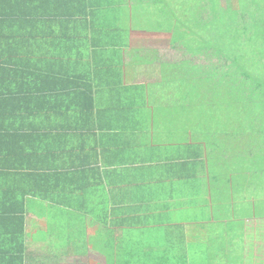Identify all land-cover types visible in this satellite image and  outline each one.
<instances>
[{
  "label": "trees",
  "instance_id": "16d2710c",
  "mask_svg": "<svg viewBox=\"0 0 264 264\" xmlns=\"http://www.w3.org/2000/svg\"><path fill=\"white\" fill-rule=\"evenodd\" d=\"M46 14L52 29L40 36ZM132 29L147 31V45L164 41L166 56L148 46L131 52ZM142 70L146 84H128ZM108 77L115 84L102 90ZM78 123L122 140L130 129L173 128L165 141L179 146V168L190 161L196 172L198 218L221 228L215 256L229 250L234 262L264 264V175L251 197L238 170L232 217L214 221L202 200L225 197L222 183L209 181L219 163L264 171V0H0V264L34 263L31 245L53 231L29 226L30 213L55 222L85 202L78 170L63 168L60 152L76 141ZM109 209L100 198L98 222L108 223ZM74 230L54 233L57 250L77 253L84 238Z\"/></svg>",
  "mask_w": 264,
  "mask_h": 264
},
{
  "label": "crops",
  "instance_id": "0c3cea01",
  "mask_svg": "<svg viewBox=\"0 0 264 264\" xmlns=\"http://www.w3.org/2000/svg\"><path fill=\"white\" fill-rule=\"evenodd\" d=\"M133 21L132 17V25ZM138 23L141 25L140 21ZM44 24L40 36L51 32L52 21L48 14L44 16ZM144 32L132 29L128 37L131 52L146 47L144 37L148 36ZM122 37L125 38V33ZM128 72L131 74V71ZM134 77L128 84H146L145 71L134 74ZM99 84L105 90L107 86L115 84V79L108 77L99 80ZM159 117L166 120L164 114ZM128 133V139L122 140L109 128L78 123L74 137L76 141L72 139L62 145L60 152L65 160L63 168H77V182L83 184V189L78 190H83L82 200L85 199V202L81 204V209L78 205L77 209H73L77 213L70 210V214H63L61 220L54 218L55 222L32 213L27 216L29 226L46 227L50 223L53 230L44 243L31 245L35 250V261L31 264H69V261L106 264V253L113 264H242L239 260L234 262L229 250L215 256L213 238L217 237L221 228L205 225L206 221L198 218L197 200L201 197L196 196V172L189 166L190 161L188 168L181 170L179 165L183 161L179 146L176 148L174 142L165 141L175 137L173 128L146 129L140 133L137 129H130ZM152 145L157 148H152ZM175 152L178 154L174 155ZM144 159L149 162H143ZM238 165L219 163L208 170H212L210 184L213 187L214 184L218 185L217 182L222 183L218 187L222 197L225 196L219 202L214 200L216 194L213 191L211 197H202L205 205L207 199V204L212 207L214 221H220L222 216L227 218L234 215L233 206L237 201L233 196V179L239 176L240 168L244 169V166ZM81 170H84L83 175ZM188 179L190 181H182ZM235 186L239 193L238 183ZM103 197L107 198L110 208L108 223L104 224L98 222L101 218L96 210V203L99 204ZM182 203L187 205L183 206ZM93 216L95 220L92 222ZM75 218L85 220L74 223ZM74 226L84 238L83 243L74 242L78 245L77 253L72 255L62 248L61 251L57 250L58 247L52 243H61L62 240L54 233L61 235L68 230L70 234ZM39 248H44L45 253H40Z\"/></svg>",
  "mask_w": 264,
  "mask_h": 264
},
{
  "label": "rangeland",
  "instance_id": "374dc122",
  "mask_svg": "<svg viewBox=\"0 0 264 264\" xmlns=\"http://www.w3.org/2000/svg\"><path fill=\"white\" fill-rule=\"evenodd\" d=\"M224 1V0H223ZM165 40V39H164ZM164 41H161L160 40V42L158 41L157 43H154V42H149V45H147V43L145 44L146 46H148V47H150V49H153V50H158V47H159V45H160V47H159V54H158V56L159 57H165L166 56V51H165V48H164ZM264 175V171L263 172H261L260 170H258L257 171V173L255 174V172L252 174V169H251V166L249 165V164H247L246 166H245V168H244V174H243V177H244V180H245V186L243 185V187H244V190H246L247 189V191L245 192V195H250L251 197H253L254 195H253V193L251 192V191H249V190H251V188L249 187V186H254L255 187V189H258V188H260L261 186H259L260 185V182L256 179V178H258V177H261V176H263ZM239 177V180H238V185L241 187L242 186V184H240V182H241V175H240V173H239V176H235L234 177V179L235 178H238ZM251 180V182L252 183H255V185H253V184H249L248 185V182ZM254 182H253V181ZM241 205V204H240ZM246 208H248L246 205L242 208V207H239V211H240V213H244L245 212V210H246ZM254 222V221H253ZM249 224H251V222L249 223ZM232 253H234V252H232ZM95 256H93V258H94ZM69 264H79V262H72V261H69L68 262Z\"/></svg>",
  "mask_w": 264,
  "mask_h": 264
}]
</instances>
